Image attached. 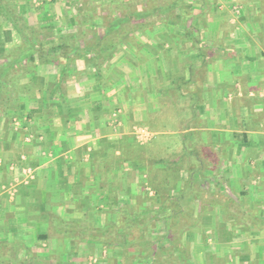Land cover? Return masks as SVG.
Listing matches in <instances>:
<instances>
[{
	"label": "crops",
	"instance_id": "obj_1",
	"mask_svg": "<svg viewBox=\"0 0 264 264\" xmlns=\"http://www.w3.org/2000/svg\"><path fill=\"white\" fill-rule=\"evenodd\" d=\"M12 20L73 74L51 93L38 62L48 91L7 92L0 264H264V0H0V47ZM159 133L177 151L143 157ZM147 182L182 198L169 243L126 219L156 209Z\"/></svg>",
	"mask_w": 264,
	"mask_h": 264
},
{
	"label": "trees",
	"instance_id": "obj_2",
	"mask_svg": "<svg viewBox=\"0 0 264 264\" xmlns=\"http://www.w3.org/2000/svg\"><path fill=\"white\" fill-rule=\"evenodd\" d=\"M148 8L149 6L142 7V9L147 12L149 11ZM12 22L14 23L13 20ZM17 24L18 23H14V28L18 32L19 43H14L12 46H8L7 48L0 47V121L5 114L4 108L7 107V103L9 101V94L7 92L10 91L12 86L15 88V90L17 88V90L25 92L27 96L33 92L42 93L45 90L48 91L47 88L44 89V85L41 83L42 80L40 81V76L37 74L38 62L45 61L46 65L48 66L45 70L47 71L45 74L49 75L52 79L55 78V82L52 84L51 89H49L51 93L60 90L59 83L73 74V67L69 65L59 68L57 73L54 72L55 63H53V61L58 59L56 55L60 53V48H58L59 51L57 52L53 51V47L50 49H45L43 42L39 41L40 39L37 35V31L34 28L28 27V31L25 32V30L23 28H19ZM110 24L114 27L133 26L131 25V21L122 18L115 19V21L111 22ZM57 38L58 46H62L65 37L59 36ZM108 38L110 39V37ZM61 54H63L65 57V54L68 55L71 53H65L63 51ZM97 54L98 52L94 53L95 56H98ZM22 78H28V81L23 84L20 81ZM141 149L143 148L140 147L139 151ZM182 152L184 153L185 149H182ZM158 162H164L163 158L159 159ZM172 164L173 163L167 166L164 165V167L161 169L164 175H166L167 180L169 179V173H167V171L172 170ZM136 166H140L138 162H136ZM147 183L149 187L154 190V193L151 196L145 194V196L143 195L140 200L150 201L151 206H155L156 209H154V211H142L138 214L134 213L133 211L130 212L126 210V219L127 221H130L131 227L134 223H140L141 225H155L157 222H163L166 225V231L168 232H166L164 237L169 243L171 242V238H169L167 234L171 233L170 230L174 229L173 226H177V221H179L180 216L183 215L181 210L178 208L180 205L179 203L181 196L165 195V193L161 194L160 190L156 189L151 182ZM166 186L167 185H165V187ZM190 198L193 199V196ZM175 205H177V208Z\"/></svg>",
	"mask_w": 264,
	"mask_h": 264
},
{
	"label": "rangeland",
	"instance_id": "obj_3",
	"mask_svg": "<svg viewBox=\"0 0 264 264\" xmlns=\"http://www.w3.org/2000/svg\"><path fill=\"white\" fill-rule=\"evenodd\" d=\"M131 10L134 8L133 6L130 7ZM137 8V7H135ZM23 21H19L18 23H21L22 24ZM111 36H117V35H111ZM17 40H19V38H17ZM72 84L71 83L69 86H66L67 89H71L72 87ZM179 139V138H177ZM173 144H177V140L176 139H173V138H169L168 135L166 134H160L158 136H156V138L153 139L152 142L148 143L146 146H143L140 151L142 153V156L143 157H146L148 155H151V157L156 158V157H164L168 154H170L171 152L173 151H177V149H172L171 146ZM169 146V148H168ZM139 151V150H137ZM182 198L180 199V202H181ZM180 204V203H179ZM181 205V204H180ZM175 207L177 208V205H175ZM180 207V206H179ZM175 210V209H173ZM154 228L157 227L153 232H156V234H159V235H164L165 232H167L166 230V225L163 223V222H157L156 226H153ZM136 231V235L138 233V231H140L139 229L138 230H135ZM173 231V230H172ZM171 231V232H172ZM132 232V231H131ZM143 234L146 233V231L142 230ZM80 263H82V261H79ZM86 264H104L105 261L104 260H101V261H97L96 263H94L95 261H85ZM106 264V263H105Z\"/></svg>",
	"mask_w": 264,
	"mask_h": 264
},
{
	"label": "built area",
	"instance_id": "obj_4",
	"mask_svg": "<svg viewBox=\"0 0 264 264\" xmlns=\"http://www.w3.org/2000/svg\"><path fill=\"white\" fill-rule=\"evenodd\" d=\"M133 136L137 143L145 144L153 138L154 133L147 127L138 126L133 129ZM22 174L24 176V179L22 180V182H25V183H27L33 177V172L31 168L23 169ZM14 191L15 189H12L10 194L12 195Z\"/></svg>",
	"mask_w": 264,
	"mask_h": 264
}]
</instances>
